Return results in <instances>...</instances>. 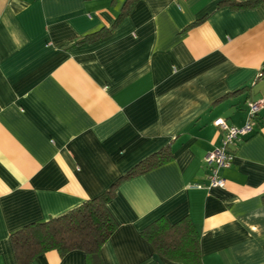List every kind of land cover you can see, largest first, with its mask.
<instances>
[{
  "label": "crops",
  "instance_id": "0c3cea01",
  "mask_svg": "<svg viewBox=\"0 0 264 264\" xmlns=\"http://www.w3.org/2000/svg\"><path fill=\"white\" fill-rule=\"evenodd\" d=\"M222 0H0V264H18L12 234L105 192L148 156L173 158L124 180L106 264H177L142 235L160 217H190L203 264H264V107L208 184L217 118L243 126L264 101V3ZM51 250L33 264H85Z\"/></svg>",
  "mask_w": 264,
  "mask_h": 264
},
{
  "label": "trees",
  "instance_id": "16d2710c",
  "mask_svg": "<svg viewBox=\"0 0 264 264\" xmlns=\"http://www.w3.org/2000/svg\"><path fill=\"white\" fill-rule=\"evenodd\" d=\"M137 0H126L123 11L112 28H101L76 40V43L96 41L112 31L130 12ZM264 0H222L219 6L232 10L252 9ZM173 155L170 147L155 152L121 176L102 194L90 198L79 207L43 222L30 223L12 234V245L18 264H33L36 258L56 250L62 256L73 250L85 253V264H106L103 246L116 232L118 222L109 209L116 189L124 180L159 167ZM142 235L155 252L177 264H203L200 236L190 217L170 222L160 217L149 224Z\"/></svg>",
  "mask_w": 264,
  "mask_h": 264
},
{
  "label": "built area",
  "instance_id": "2783aa9c",
  "mask_svg": "<svg viewBox=\"0 0 264 264\" xmlns=\"http://www.w3.org/2000/svg\"><path fill=\"white\" fill-rule=\"evenodd\" d=\"M248 105V118L243 126L231 125L222 117L217 118L214 121L215 126L224 133L223 144L221 147H218L214 151L208 153L205 157V162L209 168L208 184H194V187L214 188L223 187L225 185L226 180L221 176V169L232 165L234 160L233 148L242 138L254 130L259 113L264 107V101L254 100L249 102Z\"/></svg>",
  "mask_w": 264,
  "mask_h": 264
}]
</instances>
